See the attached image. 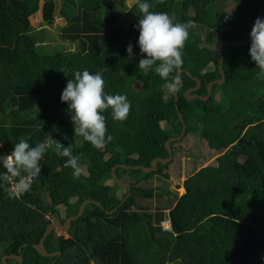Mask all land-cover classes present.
<instances>
[{
  "label": "trees",
  "instance_id": "1",
  "mask_svg": "<svg viewBox=\"0 0 264 264\" xmlns=\"http://www.w3.org/2000/svg\"><path fill=\"white\" fill-rule=\"evenodd\" d=\"M41 1L0 0V156L9 154L21 139L33 146L54 140L28 190L12 197L7 191L10 183L0 184V264L5 255L23 258L21 263L9 259L8 264H264V80L257 78L259 69L249 55L251 42L223 47L225 82L213 85L207 101L186 99L185 91L197 83L183 72L177 102L166 92L174 88L164 85H177L178 73L165 80L137 67V2L128 7L126 0H60L62 38L78 47L45 51L32 35L31 19L41 11L42 21L53 24L58 0ZM219 1H234L236 7L228 12L217 5ZM148 2L150 11L167 13L173 23L189 24L181 69L201 80L196 93L202 96L211 81L221 78L218 46L248 39L250 22L264 17V0ZM126 10L133 16L127 26L121 22ZM130 43L136 53L131 58L126 51ZM84 69L102 73L105 92L131 101L124 121H114L111 109L102 113L106 135L112 136L103 147L74 134L71 110L61 101L68 80ZM176 103L187 125L184 138L198 135L212 152L223 153L215 163L186 180L185 193L174 205L154 211L139 200L153 198L154 188L139 184L157 173L167 178L163 170L169 164L159 163L152 173L117 168L119 178L123 173L134 180L126 202L111 215L88 204L72 222L67 238L60 236L50 247L45 242L48 251L61 255H40L32 245L51 223L47 215L59 214L64 222L87 199L112 210L128 194L113 178L115 165L149 167L153 159L169 157L165 143L183 129ZM57 146L71 147L78 164L87 165L86 172L74 178ZM164 220L170 221L169 229L163 228Z\"/></svg>",
  "mask_w": 264,
  "mask_h": 264
},
{
  "label": "clouds",
  "instance_id": "2",
  "mask_svg": "<svg viewBox=\"0 0 264 264\" xmlns=\"http://www.w3.org/2000/svg\"><path fill=\"white\" fill-rule=\"evenodd\" d=\"M150 7L148 0H137L140 15L134 27L139 31L137 43L141 55L137 67L144 74L154 71L162 79L168 80L170 74L178 73L182 68V49L189 36V24L173 23L167 13L150 11ZM250 39L249 55L259 69L257 78L264 80V17L258 16L255 19ZM133 47L130 43L126 48L130 58L136 55ZM61 101L66 102L71 110L74 134L81 136L94 147H103L112 140L110 134L106 135L105 116L102 113L111 109L114 121H124L131 109V101L125 95L105 92V81L101 72H90L87 69L76 71L74 80H68L62 90ZM46 151V142L33 146L27 140L21 139L14 143L9 154L0 156V168L6 169L0 170V184L10 183L13 178L19 177L18 187L7 189L9 196H18L21 191L29 189L30 185L26 180L40 175L39 161L44 158ZM56 152L60 157H67L64 166L71 167L74 178H79V157L72 154L71 147L57 146ZM164 222H169V226L163 228L169 229L170 221L164 220L163 225Z\"/></svg>",
  "mask_w": 264,
  "mask_h": 264
},
{
  "label": "rangeland",
  "instance_id": "3",
  "mask_svg": "<svg viewBox=\"0 0 264 264\" xmlns=\"http://www.w3.org/2000/svg\"><path fill=\"white\" fill-rule=\"evenodd\" d=\"M43 3V0L41 1ZM128 7H131L137 0H126L125 1ZM62 1H57V16L54 20L53 24H48L42 21V12L39 11L32 19L31 23L35 26V29L32 32V35L35 36L39 45L44 46L45 51H54L63 46L67 50H76L77 45H72L68 41H64L62 38V27L65 26V20L60 18L58 15V11L61 10ZM218 6H224L226 11L232 12L236 3L234 1H219L217 3ZM133 20V16L130 14L129 10H126L122 13L121 22L125 26L129 25ZM205 31L202 30L201 34L205 35ZM162 126H167V124H162ZM52 136H55V133H50ZM174 158L169 164L168 171L165 173V176L161 174H155L150 177L148 180L142 181L139 185L145 188H154L155 195L153 198L142 199L139 197L140 204L148 207L150 210H157V208H166L168 205L172 206L177 200V197L182 196L185 193V185L186 180L200 170L202 167H206L210 164L215 163V159L220 154H215L211 151V149L206 146L205 141L198 135H190L186 138H182L179 143L175 145ZM81 171L86 172L87 165L80 164ZM123 173L121 175L124 181L132 184L134 182L133 178L130 176L123 177ZM168 214V210L165 211ZM48 218L51 220H55L54 216L48 215ZM164 222L163 226L167 227ZM67 238L69 235L67 232H61L57 230V227L53 229L52 234L47 238L46 245L49 247L59 242V235ZM94 264H98L94 262ZM172 264H182L179 262H175Z\"/></svg>",
  "mask_w": 264,
  "mask_h": 264
},
{
  "label": "water",
  "instance_id": "4",
  "mask_svg": "<svg viewBox=\"0 0 264 264\" xmlns=\"http://www.w3.org/2000/svg\"><path fill=\"white\" fill-rule=\"evenodd\" d=\"M263 11H264V8L260 12L262 13ZM253 25H254V23L250 22V24H249V26H250L249 27V38L248 39L240 40V41H237V42L222 41V43L218 46L217 52L220 55V66L219 67H220L221 78L218 79V80H213L207 85V94H206V96H202V95H199V94L196 93V91L199 90L200 87H201V84H202L201 80L198 77L193 76V74L190 71L184 70V69H181L178 72V74H177V79H178V84L177 85H175L173 83H170V82H167L164 85L165 89L167 87H173L174 88V90H167L166 89V92L173 94L175 96V98H176V101L178 102L179 101V95H178L176 90L181 89L183 87L182 73L186 72L197 83L195 87L189 88V89H187L185 91L186 99L187 100H192V99L199 98V99H202L204 101L209 100L211 95H212L213 85L214 84H222V83L225 82L226 75H225V71L222 68V64H223V60H224L223 47L224 46L245 45V44H248L249 42H251L250 32L252 30ZM176 109H177V113H178L179 119H180V121L183 124V129H182L181 134L178 137H171L165 143V147L168 150L169 157L168 158L157 157V158L152 160V162H151L149 167L142 166V165H125V164H117V165H115L112 168L113 178L115 179V181L120 186L128 189V194L126 195V197H124L122 202L117 207H115L114 209L106 210L101 202L96 201V200L87 199L80 205L78 213L76 215H72V216L67 217L64 222H62L60 216L57 215L56 216V220L48 225V227H47L43 237L40 239L39 243L32 245L33 248L36 249L37 252L40 255H42L44 257H56V256L61 255L60 251H56V252H53V253L47 251L46 246H45L46 239L49 237V235L52 233V231H53V229H55V227H57V230H60L61 232L68 231L70 229L71 225H72V222L74 220H77L81 215H83L85 207L88 204L93 203V204L99 206L102 210H105L108 215H111V214L115 213L116 211H118V209L126 202V200L130 197V195L132 193L131 184L129 182H127V181L121 180L117 176V173H116L117 168H124V169H128V170H141L144 173H152V172H156L158 170V164L159 163H161V164H169L172 161V159H173V150H172L170 144L172 142H175V141H178V140L182 139L185 136L186 131H187V125L185 123L183 114H182V112H181V110L179 108L178 103H176ZM167 171H168V169L165 168L163 170V173L165 174ZM21 251H22V249L20 248L19 252H21ZM9 259L18 260L20 263L23 260L21 255H5V256L2 257V263L3 264H8V260ZM51 264H54V262H51Z\"/></svg>",
  "mask_w": 264,
  "mask_h": 264
},
{
  "label": "built area",
  "instance_id": "5",
  "mask_svg": "<svg viewBox=\"0 0 264 264\" xmlns=\"http://www.w3.org/2000/svg\"><path fill=\"white\" fill-rule=\"evenodd\" d=\"M45 142H46L47 146H50L54 143V140L52 138H48ZM33 180L34 179L26 180V182L29 183V185H31ZM18 181L19 180H17L16 178H13V180L10 182V185H11L10 187L11 188L18 187Z\"/></svg>",
  "mask_w": 264,
  "mask_h": 264
},
{
  "label": "flooded vegetation",
  "instance_id": "6",
  "mask_svg": "<svg viewBox=\"0 0 264 264\" xmlns=\"http://www.w3.org/2000/svg\"><path fill=\"white\" fill-rule=\"evenodd\" d=\"M260 15L261 16H263L264 15V12H260ZM176 137H178V136H176ZM181 141V139L180 140H178V141H175V142H172V146H173V148L175 149L176 147H175V145L177 144V143H179ZM176 150V149H175ZM58 216H60L59 214H57ZM61 218V217H60ZM67 232V231H66ZM60 236H62L61 234L59 235V237ZM49 252H51V253H53V252H56V251H49ZM53 262H55V260L53 261Z\"/></svg>",
  "mask_w": 264,
  "mask_h": 264
},
{
  "label": "bare ground",
  "instance_id": "7",
  "mask_svg": "<svg viewBox=\"0 0 264 264\" xmlns=\"http://www.w3.org/2000/svg\"><path fill=\"white\" fill-rule=\"evenodd\" d=\"M264 12V11H263ZM171 143V142H170ZM166 223H168V225L166 224V226L168 227L169 226V222H166Z\"/></svg>",
  "mask_w": 264,
  "mask_h": 264
},
{
  "label": "crops",
  "instance_id": "8",
  "mask_svg": "<svg viewBox=\"0 0 264 264\" xmlns=\"http://www.w3.org/2000/svg\"><path fill=\"white\" fill-rule=\"evenodd\" d=\"M0 101H1V98H0Z\"/></svg>",
  "mask_w": 264,
  "mask_h": 264
}]
</instances>
